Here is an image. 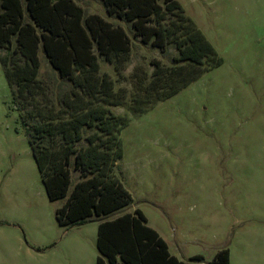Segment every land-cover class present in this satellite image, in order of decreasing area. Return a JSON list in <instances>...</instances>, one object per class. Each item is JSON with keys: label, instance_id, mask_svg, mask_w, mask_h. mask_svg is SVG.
I'll return each instance as SVG.
<instances>
[{"label": "rangeland", "instance_id": "374dc122", "mask_svg": "<svg viewBox=\"0 0 264 264\" xmlns=\"http://www.w3.org/2000/svg\"><path fill=\"white\" fill-rule=\"evenodd\" d=\"M76 1L85 13L121 23L131 36L128 59L99 56L100 72L125 94L108 105L128 118L119 130L123 153L112 170L131 194L125 209L139 207L171 252L187 262L201 254L200 263L207 264L228 247L230 264H264V0H179L183 15L214 47L199 65L173 58V38L160 48L134 35L129 20L109 15L102 0ZM174 17L168 13L163 21ZM39 55L42 87L28 99L14 97L0 62V264H96L97 220L57 221L55 209L65 197H48L28 141L26 129L50 120L47 112L56 115L52 121L70 116L60 107L71 79L42 49ZM155 63L167 70L165 78H155L163 86L178 78L169 73L176 63L182 74L199 72L173 94L134 111L135 96L162 90L147 85ZM81 175L71 164L69 190Z\"/></svg>", "mask_w": 264, "mask_h": 264}, {"label": "trees", "instance_id": "16d2710c", "mask_svg": "<svg viewBox=\"0 0 264 264\" xmlns=\"http://www.w3.org/2000/svg\"><path fill=\"white\" fill-rule=\"evenodd\" d=\"M102 2L109 15L129 20L133 34L143 41L164 48L173 38L178 48L173 56L176 61L199 65L214 53L204 33L181 12L179 0ZM168 13L175 17L166 23ZM3 47L8 53L0 54V62L15 98H33L41 91L40 49L59 74L72 81L60 107L70 116L52 121L56 115L47 112L50 120L26 131L48 197H65L55 209L57 221H98L96 264H202L201 254L192 255V262H187L171 253L167 241L147 223L139 207L125 209L131 194L112 172L123 153L119 130L128 118L108 106L124 101L125 94L115 90L108 73L100 72L99 56L115 63L130 57L131 36L124 25L95 11L85 13L76 0H0V50ZM165 70L155 63L147 85L151 90L162 86V90L135 96L134 111L173 94L199 72L197 67L193 73L182 74V64L176 63L169 73L178 78L163 86L155 78H165ZM98 98L105 103L96 101ZM85 126L90 127L87 133L83 132ZM82 138L86 142L78 144ZM71 164L82 175L69 190ZM207 264H230L228 247L218 249Z\"/></svg>", "mask_w": 264, "mask_h": 264}, {"label": "crops", "instance_id": "0c3cea01", "mask_svg": "<svg viewBox=\"0 0 264 264\" xmlns=\"http://www.w3.org/2000/svg\"><path fill=\"white\" fill-rule=\"evenodd\" d=\"M102 15V14H101ZM104 17H105V15H103ZM105 18H109V17H105ZM110 19V18H109ZM96 223L98 224V221H96ZM155 228V227H154ZM156 229V228H155ZM157 230V229H156ZM158 231V230H157ZM168 244V243H167ZM168 249H169V251L171 252V250H170V246H169V244H168ZM171 253H173V252H171ZM173 254H175V253H173ZM176 256H178L177 254H175ZM179 257V256H178ZM180 258V257H179ZM201 263H203V262H201Z\"/></svg>", "mask_w": 264, "mask_h": 264}]
</instances>
